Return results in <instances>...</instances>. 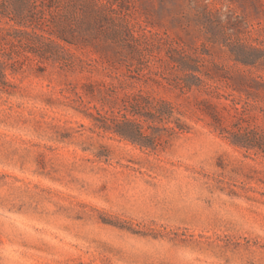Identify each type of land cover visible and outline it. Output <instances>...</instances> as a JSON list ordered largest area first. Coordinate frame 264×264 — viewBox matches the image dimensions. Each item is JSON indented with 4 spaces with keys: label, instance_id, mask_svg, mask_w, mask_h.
Returning <instances> with one entry per match:
<instances>
[{
    "label": "rangeland",
    "instance_id": "rangeland-1",
    "mask_svg": "<svg viewBox=\"0 0 264 264\" xmlns=\"http://www.w3.org/2000/svg\"><path fill=\"white\" fill-rule=\"evenodd\" d=\"M0 5V264H264V155L229 140L233 101L264 131V0ZM165 102L155 148L103 128Z\"/></svg>",
    "mask_w": 264,
    "mask_h": 264
},
{
    "label": "trees",
    "instance_id": "trees-1",
    "mask_svg": "<svg viewBox=\"0 0 264 264\" xmlns=\"http://www.w3.org/2000/svg\"><path fill=\"white\" fill-rule=\"evenodd\" d=\"M7 29L12 32L19 31V29L13 28L12 26H9ZM2 41L3 38L0 37V43ZM248 56L249 55H234L235 61L243 65L254 64L253 59H249ZM8 61H11L9 55H7L5 63L8 64ZM3 65L4 62L0 60V68H3ZM180 70L182 75L176 79L175 84L183 92L186 89H191L193 86L200 87L209 85L207 78H213L212 75L206 73L197 63L194 65L181 63ZM1 79H5L4 73H0V81ZM204 104L205 107L202 109V112L209 116L211 120L219 126L221 132H227L225 128L221 127L223 118L217 110V107L206 102H204ZM237 104L238 103L233 101L230 106L239 124L236 131L229 132L231 144L247 151L253 150L264 155V131L252 127L249 123V116L247 115L246 108L243 105L237 107ZM223 108L224 110L227 109L225 106H223ZM173 110L174 107L169 102H165L162 106L157 107L153 113H141L136 109L123 107L109 119L104 120L103 128L133 144H137L141 147L155 148L160 144L161 140L159 137L156 139L154 136H162L163 134L171 136L183 132L186 128V125L181 123L179 118L173 116ZM170 123H173V125H170Z\"/></svg>",
    "mask_w": 264,
    "mask_h": 264
}]
</instances>
